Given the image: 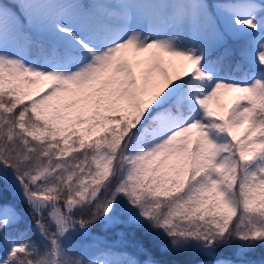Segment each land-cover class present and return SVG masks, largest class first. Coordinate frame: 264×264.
<instances>
[{"label": "snow or ice", "instance_id": "1", "mask_svg": "<svg viewBox=\"0 0 264 264\" xmlns=\"http://www.w3.org/2000/svg\"><path fill=\"white\" fill-rule=\"evenodd\" d=\"M0 264H264V0H0Z\"/></svg>", "mask_w": 264, "mask_h": 264}, {"label": "rangeland", "instance_id": "2", "mask_svg": "<svg viewBox=\"0 0 264 264\" xmlns=\"http://www.w3.org/2000/svg\"><path fill=\"white\" fill-rule=\"evenodd\" d=\"M233 95L234 94L231 92H222L221 93V100L223 101V103L227 104L233 98Z\"/></svg>", "mask_w": 264, "mask_h": 264}]
</instances>
